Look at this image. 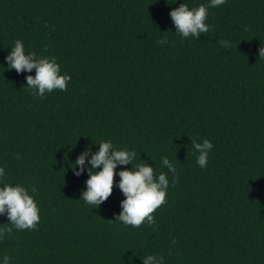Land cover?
<instances>
[{
	"label": "trees",
	"instance_id": "16d2710c",
	"mask_svg": "<svg viewBox=\"0 0 264 264\" xmlns=\"http://www.w3.org/2000/svg\"><path fill=\"white\" fill-rule=\"evenodd\" d=\"M182 3L210 0H0V184L25 186L41 217L5 233L0 264H264V0L209 8L199 38L176 32L170 12ZM17 40L56 58L66 91L39 97L26 86L35 69H8ZM204 139L214 147L201 168L192 142ZM105 141L167 174L151 227L116 220L119 172L132 163L117 166L98 208L81 199L91 154L83 174L74 163ZM9 223L0 214V228Z\"/></svg>",
	"mask_w": 264,
	"mask_h": 264
},
{
	"label": "clouds",
	"instance_id": "9594fccd",
	"mask_svg": "<svg viewBox=\"0 0 264 264\" xmlns=\"http://www.w3.org/2000/svg\"><path fill=\"white\" fill-rule=\"evenodd\" d=\"M226 0H210L208 5L201 4L196 8H189L182 3L178 8L172 9L170 16L174 22L176 32L182 37L190 36L199 38L202 33L210 31L211 26L206 23L209 15V8H215L223 5ZM161 44L167 43V38L159 41ZM224 47L233 45L227 41L219 42ZM259 56L264 57V47L260 48ZM8 69H15L18 73L25 71L31 73L33 69L36 74L26 77V86L33 90L34 95L44 97L46 93L53 90L66 91L69 81L72 79L70 74H61V66L57 63L55 57H37L35 52L26 54L25 46L21 40L15 42L11 52L6 57ZM194 149L199 153L197 164L201 168H206L213 143L204 139L202 143L193 141ZM99 151L91 153V149L84 151L75 161L74 169L79 166L75 172L77 176L85 171L86 159L91 154L88 161L91 168L86 181L87 189L83 192L81 199L87 204L98 208L113 193L116 184V168L118 165L133 164L132 169H122L119 172L121 177L118 187L125 195L126 199L121 202L122 211L118 214L116 220L124 225H130L138 228L145 221L151 227L155 224L153 213L167 202V189L169 187V178L166 173L161 172L158 176L154 173V167L149 164L135 165L133 161L136 158L135 151L114 150L111 141L101 142ZM169 172L172 173V183H177V169L167 157L162 159ZM102 169L96 171V169ZM5 178V169L0 167V182ZM0 214H7L12 227L0 228V239L4 238L5 233L11 234L13 228L16 230H35L41 220L40 209L33 195L23 185L11 183L0 184ZM31 191H37L33 186ZM144 264H162L163 257L148 255L143 259ZM4 264H9V257H4Z\"/></svg>",
	"mask_w": 264,
	"mask_h": 264
}]
</instances>
